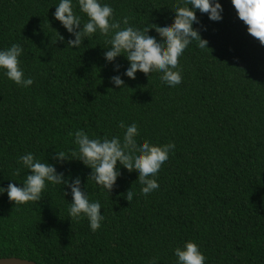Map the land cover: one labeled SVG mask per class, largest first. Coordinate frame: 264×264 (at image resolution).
<instances>
[{"label":"trees","instance_id":"obj_1","mask_svg":"<svg viewBox=\"0 0 264 264\" xmlns=\"http://www.w3.org/2000/svg\"><path fill=\"white\" fill-rule=\"evenodd\" d=\"M104 2L117 19L128 16L142 26L170 23L178 0ZM219 2L218 22L196 12L193 27L210 50L197 41L185 49L179 85L138 71L135 79L122 76L120 89L109 83L116 73L103 59L104 37L94 34L79 49L67 46L70 36L52 15L59 0H0V49L20 44V66L34 81L24 88L0 72V187L23 183L28 170L18 160L31 152L66 177L79 176L105 217L95 232L86 218L69 217L71 195L63 196L60 185L49 184L38 202L14 204L0 194V258L149 264L158 257L157 264H176L174 249L191 240L205 264H264V46L230 0ZM113 63L121 75L128 66L122 56ZM121 121L137 124L138 142L175 145L157 173L159 188L147 196L135 169L118 163L120 175L107 193L78 160L52 159L54 151L71 157L78 129L90 139L122 138ZM128 188L133 198L127 201Z\"/></svg>","mask_w":264,"mask_h":264},{"label":"clouds","instance_id":"obj_2","mask_svg":"<svg viewBox=\"0 0 264 264\" xmlns=\"http://www.w3.org/2000/svg\"><path fill=\"white\" fill-rule=\"evenodd\" d=\"M238 19L245 25L248 34L256 38L264 46V0H230ZM78 9V12L77 10ZM171 22L145 23L137 26L129 22L128 16L117 19L113 7L104 0H59L53 12V19L69 34L67 46L79 49L85 39L99 34L105 38L106 47L103 59L113 65V72L109 83L115 88H123L125 81L122 76L135 79L136 73L149 76L152 72L158 74L161 83L175 87L182 82V68L179 58L185 49L193 42H198L201 49H209L207 40L201 38L199 31L193 27L199 24L196 12L206 14L210 21L218 22L222 19L223 7L219 0H178ZM81 14L86 20L82 19ZM150 29L158 35L150 34ZM56 32V31H55ZM57 33V32H56ZM58 35L57 40L63 41ZM210 50V49H209ZM23 47L13 43L10 47L0 49V72L3 76L18 86L28 88L34 81L26 77L20 66ZM127 61V68L120 74V65L113 63L117 57ZM123 129V136L108 138H89L83 130H76L73 143L76 148L71 157L63 151H54L52 159L57 163L78 160L90 169L87 178L107 193L116 184L120 175V166L131 172H137V179L142 186L141 194L147 196L159 188L157 173L168 160L170 152L175 148L174 143L153 144L148 140L137 141L139 135L135 122L119 123ZM18 163L28 170L23 183L9 182L6 187H0V194L7 195L14 204L38 202L42 198L45 188L51 185L63 186V196L71 195L68 203V216L80 219L86 218L91 231L101 227L105 219L101 214L99 200L90 201L85 190H82L79 176L66 177L58 172L54 164L34 158L31 152L19 157ZM20 168L15 170L19 175ZM22 185V186H21ZM126 200L133 198V191L126 190ZM176 264H205L206 257L199 246L191 241H185L182 246L174 249ZM158 257H153L149 264H157Z\"/></svg>","mask_w":264,"mask_h":264},{"label":"water","instance_id":"obj_3","mask_svg":"<svg viewBox=\"0 0 264 264\" xmlns=\"http://www.w3.org/2000/svg\"><path fill=\"white\" fill-rule=\"evenodd\" d=\"M0 264H37L33 261L22 260L19 258H0Z\"/></svg>","mask_w":264,"mask_h":264}]
</instances>
